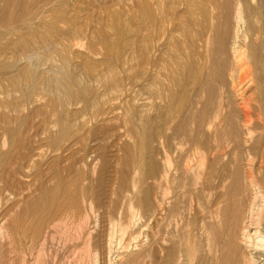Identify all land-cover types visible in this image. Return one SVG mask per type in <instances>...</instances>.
I'll list each match as a JSON object with an SVG mask.
<instances>
[{
  "label": "rangeland",
  "instance_id": "1",
  "mask_svg": "<svg viewBox=\"0 0 264 264\" xmlns=\"http://www.w3.org/2000/svg\"><path fill=\"white\" fill-rule=\"evenodd\" d=\"M198 2L0 3V229L13 240L0 238L2 262L40 264L55 254L57 264H154V180L172 147L168 201L179 214L168 230L169 264H199V184L176 188V146L201 138L184 122L196 82L183 79L188 49L200 59L197 31L211 24ZM260 88L252 125L263 128ZM84 219L89 251L77 237L67 243L60 222L75 234Z\"/></svg>",
  "mask_w": 264,
  "mask_h": 264
},
{
  "label": "bare ground",
  "instance_id": "2",
  "mask_svg": "<svg viewBox=\"0 0 264 264\" xmlns=\"http://www.w3.org/2000/svg\"><path fill=\"white\" fill-rule=\"evenodd\" d=\"M197 4L211 24L197 31L196 40L202 47L198 63H194L189 49L186 53L183 79L192 78L196 87L191 100L195 110L184 122L194 125L201 138L197 143L187 141L186 147L177 144L180 162L176 188L183 194L191 184H199V264H264V127L252 125L256 109L261 107L258 89L261 87L264 93V0H199ZM208 6L216 16L208 14ZM189 33L186 29L191 41ZM165 148L164 171L159 174L157 170L154 180L150 235L154 264H161L159 252L165 256L162 264H169L175 255L168 251V230L176 214L168 201L172 147L170 154ZM60 222L67 232L65 241L77 237L82 248L89 251L91 235L85 232L86 219L78 224L75 234L68 230L67 220ZM57 224L47 227L55 232ZM3 235L12 245L7 229H0V238ZM50 237L55 238L52 232ZM54 255H47L49 261L41 258L40 264H57ZM12 258H8V264H14ZM0 264L6 262L0 260Z\"/></svg>",
  "mask_w": 264,
  "mask_h": 264
}]
</instances>
